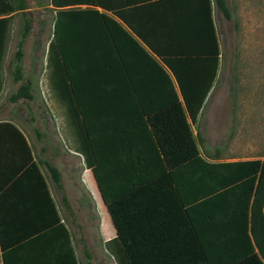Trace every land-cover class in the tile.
Masks as SVG:
<instances>
[{
	"label": "trees",
	"instance_id": "obj_1",
	"mask_svg": "<svg viewBox=\"0 0 264 264\" xmlns=\"http://www.w3.org/2000/svg\"><path fill=\"white\" fill-rule=\"evenodd\" d=\"M50 3L60 9L47 48L49 87L114 226L105 247L116 264H264V158L208 161L187 120L196 121L218 67L209 0L203 28H132L151 52L112 17L68 7L100 0ZM216 3L228 16L225 0ZM27 8L0 0V93L15 12L25 20L14 54L13 79H22ZM175 30L190 31L191 41H168ZM22 98H33L29 80L10 101ZM42 162L62 188L58 168Z\"/></svg>",
	"mask_w": 264,
	"mask_h": 264
},
{
	"label": "rangeland",
	"instance_id": "obj_2",
	"mask_svg": "<svg viewBox=\"0 0 264 264\" xmlns=\"http://www.w3.org/2000/svg\"><path fill=\"white\" fill-rule=\"evenodd\" d=\"M249 1L256 13L257 6L264 14V0ZM26 2L31 27L23 39L22 79H13L14 54L25 20L15 12L3 59L0 117L17 123L27 133L38 157L58 168L66 187L62 193L68 198V219L84 248L90 251L91 264H115L104 246V240L115 235L114 226L95 187L92 171L86 168L83 157L70 148L61 104L48 83L46 56L53 37L54 11L49 0ZM257 17L255 24L238 18L219 26V74L202 119L192 125L204 157L228 161L264 155V15L262 20ZM251 69H263L262 76L252 74ZM27 80L33 98L10 102L11 94Z\"/></svg>",
	"mask_w": 264,
	"mask_h": 264
},
{
	"label": "crops",
	"instance_id": "obj_3",
	"mask_svg": "<svg viewBox=\"0 0 264 264\" xmlns=\"http://www.w3.org/2000/svg\"><path fill=\"white\" fill-rule=\"evenodd\" d=\"M100 1L102 3L99 5L79 4L68 7L94 8L112 17L118 25L131 33L147 50L149 48L132 28H203L208 25L206 0ZM209 3L211 20L218 42V67L212 87L196 121L192 122L187 115L192 133V125L197 124L203 117L202 111L219 74L221 58L219 26H222L223 22L233 23L238 18L248 19L249 23L255 24L258 19L257 16L259 15L260 20H262L261 16L264 15L260 12V8L258 11L257 6L256 13L249 0H225L228 16L219 9L216 0H209ZM49 4L54 11V28L56 13L60 8L53 6L50 0ZM190 34V31L175 30L174 33L170 34L171 36L169 35L168 41L189 42L191 41ZM153 55L156 57L155 54ZM163 66L170 73L179 94L175 78L164 64ZM262 70L254 72L251 69V73L261 77ZM193 136H195L194 133ZM201 156L208 161H224L214 159L211 156L204 157L202 154ZM263 158L264 155L258 158L243 157L228 161L262 160ZM42 160L34 151L27 133L13 120L0 117V264H87L86 248L82 245L79 233L67 216L69 206L64 202L63 196L65 195L62 193L63 188L66 187H63L62 180V190L58 187ZM67 183L70 187L69 180ZM95 187L98 188L97 184ZM97 191L99 192V190ZM108 239L104 240V246ZM87 251L89 250L87 249Z\"/></svg>",
	"mask_w": 264,
	"mask_h": 264
}]
</instances>
